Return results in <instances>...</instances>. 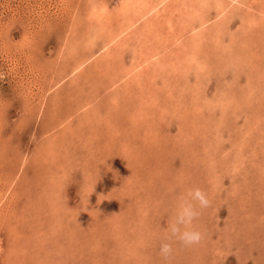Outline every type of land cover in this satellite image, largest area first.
<instances>
[{
  "label": "rangeland",
  "instance_id": "374dc122",
  "mask_svg": "<svg viewBox=\"0 0 264 264\" xmlns=\"http://www.w3.org/2000/svg\"><path fill=\"white\" fill-rule=\"evenodd\" d=\"M204 1L166 0L171 24L162 11L149 33L151 16L125 19L135 10L112 20L111 30L133 23L114 42L117 61L100 26L110 17L89 10L125 0H0V210L18 195L27 212L1 227L0 264H264V0ZM159 42L164 57L196 60L202 73L179 63L146 73L134 48L152 60L163 57ZM128 73L156 90L137 80L131 104ZM9 180L15 190L2 199ZM182 203L198 212L180 226L201 233L193 244L170 231ZM11 228L24 237L17 250L6 245Z\"/></svg>",
  "mask_w": 264,
  "mask_h": 264
},
{
  "label": "bare ground",
  "instance_id": "6f19581e",
  "mask_svg": "<svg viewBox=\"0 0 264 264\" xmlns=\"http://www.w3.org/2000/svg\"><path fill=\"white\" fill-rule=\"evenodd\" d=\"M136 1V2H135ZM166 0H134L133 2H132V0H125V3H122V2H120L117 6H116V8L114 9V10H112V11H110L108 8H107V6H103L102 4H100V3H98V4H94L93 5V8L91 9V10H89V15H95V17L97 18V19H101V18H103L104 16H106V17H110V18H105V20H106V22H102L101 23V25L100 26H102L103 27V30L104 29H106L107 31H108V33H109V42L107 43L108 44V46L111 48H108L107 47V50H111L112 52H114L115 54H118V56H115V60H117V61H122V52H119V47H117V45L114 43L115 41H117L120 37H122V39L121 40H123V41H125L126 39H129V35L128 34H130L131 32L129 31V29L131 30V25L133 24L130 20H132L133 22H134V20L136 19V21H137V19L139 20V19H143L144 17H150L151 16V18H150V21L148 22L149 24H147V31H148V33L149 32H151L152 31V28L154 27V26H157V24L158 23H160L161 21L159 20V18H160V16H161V14H160V12L162 13V11H167V10H164V9H161L160 7H159V5L161 4V3H164ZM190 1V5H192L191 3H193V0H189ZM209 2V0H205L204 2ZM95 2H97V1H95ZM220 8V7H219ZM133 10H135V12H136V14H131L130 16H125L126 18L125 19H130V20H125L124 22L122 21L121 23H120V27L119 28H117V27H115V29L114 30H111L110 28H112V25H113V22H112V20H117V21H119V19H118V17H120V16H123V15H126L127 13H129L130 11H133ZM127 12V13H126ZM153 12V13H152ZM122 13H125V14H122ZM167 13V12H166ZM157 15V18H156V16H154V15ZM164 14V13H163ZM171 14V13H170ZM73 15H75V14H73ZM167 15H168V17L165 19V23L167 22L168 24H171V23H169V20H170V16H169V13H167ZM167 15H165V17L167 16ZM93 17H90V19H92ZM260 18V17H259ZM104 20V21H105ZM75 22V21H74ZM258 22V21H257ZM256 22V23H257ZM177 23V22H176ZM254 23V22H253ZM259 23V22H258ZM263 23V22H262ZM167 24V25H168ZM264 24V23H263ZM252 25V24H251ZM77 26V25H76ZM92 26V25H91ZM174 26H176V24L174 23V25L172 24V26L170 25V28H173ZM78 27V26H77ZM155 28V27H154ZM168 28V27H167ZM169 29V28H168ZM96 30H98V29H96ZM160 30V29H159ZM87 31V30H86ZM95 32V31H94ZM159 32V31H158ZM148 33H147V35H148ZM157 33V32H156ZM161 31L159 32V33H157V35H158V37H160L161 38ZM199 33H201V31L199 32ZM149 35H152V34H149ZM154 35V34H153ZM156 35V34H155ZM200 36V35H199ZM153 37H155V36H152V38ZM164 37H166V35L164 36ZM156 38V37H155ZM125 43V42H124ZM127 44V43H126ZM159 44H160V42H159ZM184 44V43H183ZM159 46V47H158ZM158 46H155L154 48L155 49H159V52L161 53H163V57H153V59L151 60L150 59V56L148 57V56H143L142 57V52H141V48H140V50L139 49H137L138 48V46L136 45L135 46V48H134V50H135V55H136V57H138V59L137 60H135V61H139V64H138V66L140 67V66H142V65H144L145 66V70L146 71H149V72H146V73H150V72H152V73H154V71H155V73L156 72H161L162 73V71L164 72V71H166V72H168V73H170V69H175V65H179L180 64V62L181 61H179L178 59H177V61H178V63L176 62V61H174L176 58L175 57H164V55H165V48H163V45L162 44H160V45H158ZM61 47V46H60ZM139 47H140V45H139ZM164 50V52H163V50ZM94 49V48H93ZM103 49V48H102ZM110 52V51H109ZM94 53H96V52H94ZM125 53V52H124ZM188 53V52H187ZM108 54V53H107ZM159 55V54H158ZM58 56V55H57ZM113 56V55H112ZM53 57V56H52ZM148 57V58H147ZM40 58V57H39ZM43 58V57H42ZM155 58V59H154ZM174 59V60H173ZM187 59V58H186ZM193 59V58H192ZM238 60L240 61H243L244 62V60L241 58V57H239L238 58ZM131 61V60H130ZM248 61V60H247ZM124 62V61H123ZM183 63V62H182ZM189 64H191V65H182L181 66V64H180V68H178L179 70L180 69H182V68H184V70L186 69L187 71V73H192L193 75H195V74H198L200 71H201V73H202V69H203V66H202V64H200L199 65V67H198V62H196V60H193V61H189L188 62ZM66 64V63H65ZM81 64V62L80 63H78V65L77 66H75V68L74 69H77L78 68V66ZM125 64V63H124ZM193 64H197V65H193ZM245 65V64H244ZM127 66V65H126ZM245 68H247L248 69V65L245 67ZM142 69V68H141ZM141 69H139V71H142ZM143 69V70H144ZM135 70V69H134ZM176 70H177V67H176ZM245 70V69H244ZM174 71V70H173ZM246 71V70H245ZM41 72V71H40ZM133 72V71H132ZM244 72V71H243ZM154 73V74H155ZM184 73V72H183ZM245 73V72H244ZM36 74V73H35ZM176 74V73H175ZM185 74V73H184ZM186 75V74H185ZM191 75V74H190ZM68 77V76H67ZM100 77V76H99ZM122 77H125V79H128V81H127V85H128V87H125V89L126 88H129V91H126L127 92V94H125V95H127L126 97H124V99H128V100H130L131 101V104H132V101H134L133 99H134V93H132V88H134V89H136L135 88V86H137L136 84H135V82L137 81V80H140V81H143L144 83H141V84H147V85H144V86H142V87H148V88H150V89H153V90H156V88H157V83H155L154 82V84H155V86L153 85V88L152 87H149V84L148 83H146V77H147V75H145V74H137L136 76H135V74L133 75V73H128V74H126V76H122ZM143 77V78H142ZM185 77V76H184ZM198 80V79H197ZM200 80V79H199ZM246 80L248 81L249 80V78H246ZM150 81V80H149ZM108 82V81H107ZM111 82V81H110ZM132 84V85H131ZM247 84H248V86H246V90H247V92L249 91V93L252 91V87L251 86H249V83L247 82ZM135 85V86H134ZM151 85V84H150ZM114 87V86H113ZM142 87H140V89L142 88ZM99 89V88H98ZM104 90V89H103ZM111 91V90H110ZM134 92V91H133ZM23 94V93H22ZM27 94V93H26ZM112 94V93H111ZM117 94H118V92H117ZM28 96V95H27ZM113 96V95H112ZM26 97V96H25ZM27 98V97H26ZM31 99V98H30ZM51 99V98H50ZM193 99V98H192ZM27 100V99H26ZM195 100V99H194ZM3 101V100H2ZM27 102V101H26ZM30 103V102H29ZM184 104H185V102H183ZM2 104V103H1ZM25 105V104H24ZM30 105V104H29ZM29 105H27V106H29ZM31 107H33V106H31ZM65 107V106H64ZM135 107H138V106H135ZM59 108V107H58ZM184 108H185V106H184ZM59 110V109H58ZM95 109H91V111H94ZM64 111V110H63ZM188 111V110H187ZM57 112V111H56ZM65 112V111H64ZM144 111H142V113H143ZM59 113V112H58ZM43 114V113H42ZM56 113H54V115H55ZM2 115V114H1ZM71 114H69L68 116H70ZM92 115V114H91ZM217 115V114H216ZM3 116V115H2ZM59 116H60V114H59ZM63 116V115H62ZM79 116V115H78ZM66 117V116H65ZM72 117V116H71ZM150 117V116H149ZM186 117V116H185ZM1 118V117H0ZM4 118V117H3ZM75 118V117H74ZM2 119V118H1ZM53 119H55V118H53ZM65 119V118H64ZM63 119V120H64ZM71 120H73V118H70ZM70 119H69V121H70ZM50 120V119H49ZM56 120V119H55ZM1 121V120H0ZM57 121H59V120H57ZM74 121V120H73ZM57 123V122H56ZM74 123H75V121H74ZM58 125L59 124H61V123H57ZM56 124V125H57ZM57 125V126H58ZM64 125V124H63ZM63 125H61V126H63ZM65 126L66 127H68V126H70L69 124H65L64 125V129H65ZM80 127H81V125H79ZM146 126V125H145ZM203 127V126H202ZM63 128V127H62ZM69 130H71V129H69ZM67 131V130H66ZM65 131V132H66ZM200 131V130H199ZM100 132V131H99ZM98 132V133H99ZM150 132H152V133H154L153 131H150ZM222 132V131H221ZM59 133V132H58ZM68 133V131L66 132V134ZM97 133V134H98ZM57 134V133H56ZM60 134V133H59ZM65 134V135H66ZM69 134V133H68ZM67 134V135H68ZM61 135H63V134H60V136ZM64 135V136H65ZM70 135V134H69ZM247 135V134H246ZM60 136H59V139H60ZM56 137V136H55ZM58 137V136H57ZM67 137V136H66ZM55 139H57V138H55ZM49 141V140H48ZM53 141V140H52ZM55 141V140H54ZM59 141V140H58ZM57 141V142H58ZM46 142V141H45ZM44 142V143H45ZM50 143V142H49ZM48 143V144H49ZM56 143V142H55ZM63 143H65V142H63ZM241 144H242V142H240ZM46 144H47V142H46ZM47 144V145H48ZM51 144H53V146H56L54 143H51ZM60 146V145H59ZM49 147V146H48ZM44 148V147H43ZM59 148V147H58ZM38 150V149H37ZM36 150V151H37ZM41 150V149H40ZM251 150V149H250ZM223 151V150H222ZM51 153V152H50ZM71 153V152H70ZM73 153V152H72ZM224 153H226V152H224ZM60 154V153H59ZM39 155V154H38ZM45 155V154H44ZM67 155V154H66ZM73 155V154H72ZM62 156V155H61ZM60 156V157H61ZM68 156V155H67ZM36 157H38V156H36ZM36 157H35V160L37 161V160H39V159H36ZM40 157V156H39ZM46 157V156H45ZM48 157V156H47ZM63 157V159H64V156H62ZM68 157H70V156H68ZM67 157V158H68ZM212 157V156H211ZM251 157V156H250ZM27 158V157H26ZM224 159V158H223ZM24 161H25V159H23ZM53 160H55V158L53 159ZM62 160V159H61ZM32 161V160H31ZM219 161V160H218ZM244 161V160H243ZM35 162V161H34ZM212 162V161H211ZM26 163V162H25ZM33 163V162H32ZM32 163H31V166H32ZM36 164H34V166H35ZM205 165V164H204ZM203 165V166H204ZM210 165V164H209ZM215 165V164H214ZM33 166V167H34ZM38 167V166H37ZM43 167V166H42ZM41 167V168H42ZM139 167V166H138ZM205 167V166H204ZM207 167V166H206ZM210 168V167H209ZM234 168V167H233ZM34 170H35V168H33ZM140 169V168H139ZM251 169V168H250ZM254 169V168H253ZM46 170H47V168H46ZM138 170V169H137ZM145 171H146V169H144ZM241 170H243V169H241ZM210 171H211V169H210ZM38 172H41V171H38ZM43 172V171H42ZM214 172H216V171H214ZM36 173V172H35ZM44 173V172H43ZM69 173V172H68ZM211 173V172H210ZM39 174V173H38ZM66 174V173H65ZM34 175V174H33ZM41 175V174H40ZM205 175V174H204ZM213 175H215V173L213 174ZM212 175V176H213ZM29 176H31V175H29ZM152 176V175H151ZM206 176H208V175H206ZM16 177H17V175H16ZM35 177V176H34ZM41 177V176H40ZM64 177V176H63ZM138 177V176H137ZM234 177V176H233ZM217 178V177H216ZM235 178V177H234ZM14 179V176H13V178H12V180ZM236 179V178H235ZM11 180V181H12ZM64 180V179H63ZM209 180V179H208ZM213 180V179H212ZM215 180V179H214ZM217 180V179H216ZM10 180L7 182V186L6 185H4L3 187L5 188L4 190H2L3 191V194L1 193V195H2V199L3 198H5V199H7L8 197V191L10 192V194H13V192H14V181L13 182H11ZM235 181V180H234ZM2 182V181H1ZM212 182V181H211ZM62 183V182H61ZM205 183H207V181L205 182ZM210 184V183H209ZM234 184H237V183H234ZM1 185V184H0ZM46 185H48V184H46ZM61 185H63V183L61 184ZM211 185V184H210ZM207 186V185H206ZM220 187V186H219ZM218 187V188H219ZM212 188V187H211ZM150 189V188H149ZM213 189V188H212ZM212 189H210V190H212ZM215 190V189H214ZM203 191H204V189H203ZM12 192V193H11ZM163 192V191H162ZM205 192V191H204ZM44 193V192H43ZM16 194V193H15ZM57 194V193H56ZM211 194V193H210ZM211 196V195H210ZM17 197H18V199H19V196L17 195ZM148 197V196H147ZM154 197V196H153ZM171 197V196H170ZM10 198V197H9ZM149 198V197H148ZM14 199H16V201L18 200L17 198H15V196H11V201H8L9 202V206L7 207H3L5 210H0V229H1V227H3V226H6L7 224H9V222H8V220L9 219H11L10 217H12L11 215H13V214H15V216H14V218H16V217H18L19 219H21V221H22V223H23V219H26V218H23V216L22 215H27L26 213V211L24 212V213H22L21 211H23L24 210V208H19L17 205H16V201H15V203H13L14 201ZM146 199V198H145ZM148 200V199H147ZM143 201H145V200H143ZM150 201H151V199H150ZM153 202H154V200H152ZM157 203V202H156ZM5 205H7V204H5ZM152 205V204H151ZM171 205V204H170ZM57 207H60V205H58L57 204ZM178 207V206H177ZM218 207V206H217ZM2 208V209H3ZM27 208L28 207H26V210H27ZM203 208V207H202ZM16 211H17V213H16ZM205 211V210H204ZM19 212L20 213H22V214H19ZM155 213H156V211H155ZM153 214V213H152ZM158 214V213H157ZM156 214V216H158L159 217V215H157ZM200 214V213H199ZM204 214V213H203ZM208 214V213H207ZM75 216H77V215H75ZM205 216V215H204ZM31 217H33V216H31ZM78 217V216H77ZM150 217V216H149ZM156 218V217H155ZM195 218H197V217H195ZM17 219V218H16ZM162 219V218H161ZM206 219V218H205ZM18 220V219H17ZM172 221V220H171ZM175 221V220H174ZM147 222V221H146ZM156 222V221H155ZM145 223V222H144ZM19 224H21V222H20V220H19ZM24 224V223H23ZM94 224H96L95 222H94ZM30 226V225H29ZM198 226V225H197ZM28 227V226H27ZM51 227H52V224H51ZM31 228V227H30ZM50 228V227H49ZM59 228H60V225H59ZM218 228V227H217ZM10 229V228H9ZM53 229V228H52ZM199 229H200V226H199ZM202 229V228H201ZM200 229V230H201ZM215 230H216V228H215ZM14 231H16V233H13ZM13 231V229L11 228V230H9V233L11 234V236H10V239H9V241H7V246H9L10 245V247H12V248H14V247H16L15 249L17 250L18 249V247L16 246V245H14V242H15V240H18V239H21V238H24L22 235L23 234H21V236L19 235V233H18V230H14ZM202 231V230H201ZM51 232H52V230H51ZM50 232V233H51ZM216 232V231H215ZM217 232H218V229H217ZM13 234H16V235H13ZM214 234V233H213ZM125 235V234H124ZM210 235V234H209ZM41 235L39 234V237H40ZM52 236V235H51ZM18 237V238H17ZM39 237H36L35 238V240L33 241V244L36 246V243L38 242V240H39ZM208 237H211V236H208ZM14 238H17V239H14ZM202 240V239H201ZM29 241V240H28ZM28 241H25V245L27 246V242ZM213 243V242H212ZM28 244H30V243H28ZM220 244V243H219ZM218 244V245H219ZM7 246H6V251H13V250H9L8 248H7ZM211 246V245H210ZM23 247H25V246H23ZM22 247V248H23ZM31 249V248H30ZM216 249V248H215ZM217 249H218V247H217ZM223 250V249H222ZM23 251L22 250H19V254H21ZM17 253V255H19ZM27 253V252H26ZM217 253H218V251H217ZM219 253H220V250H219ZM218 253V254H219ZM183 254V253H182ZM6 255V254H5ZM27 255V254H26ZM185 255V254H184ZM7 256V255H6ZM219 256H221L220 254H219ZM27 257V256H26ZM30 257V256H29ZM121 257L123 258V256L121 255ZM121 257L119 258V259H121ZM183 257V256H182ZM124 258H126V256L124 257ZM188 259V258H187ZM126 260H127V258H126ZM126 260H125V262H126ZM123 261V260H122ZM183 261H184V259H183ZM40 262V261H39ZM179 262V261H178ZM184 262H182V264H183ZM186 263V262H185ZM189 263V262H188ZM193 263H196V262H193ZM122 264H124V263H122ZM191 264V263H190Z\"/></svg>",
  "mask_w": 264,
  "mask_h": 264
},
{
  "label": "clouds",
  "instance_id": "9594fccd",
  "mask_svg": "<svg viewBox=\"0 0 264 264\" xmlns=\"http://www.w3.org/2000/svg\"><path fill=\"white\" fill-rule=\"evenodd\" d=\"M192 200L197 201L201 207L207 206L209 203L207 195L199 188L194 189L190 193ZM198 215L197 210L191 203H182L176 215L175 222L170 225V231L174 236L183 241L185 244H193L200 240L201 233L194 228L180 227L181 225H190L193 219ZM171 248L168 243H162L160 251L167 255Z\"/></svg>",
  "mask_w": 264,
  "mask_h": 264
},
{
  "label": "crops",
  "instance_id": "0c3cea01",
  "mask_svg": "<svg viewBox=\"0 0 264 264\" xmlns=\"http://www.w3.org/2000/svg\"><path fill=\"white\" fill-rule=\"evenodd\" d=\"M100 125H101V124H100ZM113 128H114V127H113ZM93 130H94V129H93ZM88 132H89V131H88ZM85 133H86V131H85ZM86 134H87V133H86ZM94 134H95V136H97V135H96V131H95V130H94ZM107 142H108V141H107Z\"/></svg>",
  "mask_w": 264,
  "mask_h": 264
}]
</instances>
